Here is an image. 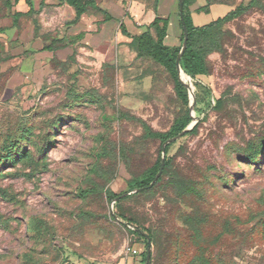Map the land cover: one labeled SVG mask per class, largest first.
Returning <instances> with one entry per match:
<instances>
[{"label": "rangeland", "instance_id": "374dc122", "mask_svg": "<svg viewBox=\"0 0 264 264\" xmlns=\"http://www.w3.org/2000/svg\"><path fill=\"white\" fill-rule=\"evenodd\" d=\"M204 1L224 5L196 13L197 25L250 0ZM220 31L208 74L186 75L194 110L127 39L107 57L83 49L44 64L37 85L9 90L0 72V264H117L142 252L112 208L152 232L151 264H264V0ZM169 34L178 46L180 26ZM188 113L196 131L169 143L162 180L137 191L162 157L147 131ZM108 190L124 195L111 202Z\"/></svg>", "mask_w": 264, "mask_h": 264}, {"label": "crops", "instance_id": "0c3cea01", "mask_svg": "<svg viewBox=\"0 0 264 264\" xmlns=\"http://www.w3.org/2000/svg\"><path fill=\"white\" fill-rule=\"evenodd\" d=\"M93 1L100 10L89 6L75 21L76 9L62 0H31V12L27 0H0V72L8 71L7 89L32 82L37 85L33 77L40 74L44 64L51 67L61 57H70L79 50H90L92 53H102L103 50L107 57L112 54L113 48L118 53V44L124 39H127V47L132 49L129 45L131 38L121 31L122 24L135 35L147 30L156 17L166 18L169 22L165 43L176 45L170 42L172 34L169 33H175L180 26V0ZM205 4L204 0H196L190 5L196 25L195 14L201 13L196 9ZM225 9L230 11L232 8ZM225 9L217 14L225 12ZM16 12H21V15L14 25ZM151 33L155 36L154 28H151ZM52 42L57 44L50 46ZM134 53L137 57L136 50ZM146 59L155 63L150 58ZM137 248L138 245L133 254L121 257L117 264H147L143 261L141 250L137 254Z\"/></svg>", "mask_w": 264, "mask_h": 264}, {"label": "trees", "instance_id": "16d2710c", "mask_svg": "<svg viewBox=\"0 0 264 264\" xmlns=\"http://www.w3.org/2000/svg\"><path fill=\"white\" fill-rule=\"evenodd\" d=\"M62 1L70 4L76 9L77 17L75 21H77V19L87 11L89 6H94L98 10H100V8L96 6L93 0H62ZM195 1L196 0H184L183 19L181 18L180 21V28H181V35L179 37L180 43L178 46H169L165 43V38L167 37V31H168V22H169L168 19L166 18L156 17L155 20L148 26L147 30H145L140 34H135V35L131 34L127 30L124 24L121 25V31L129 38H131L129 45L131 46V48L136 50L137 57L150 58L156 64L163 67L173 79L177 95L185 104H188L189 95L185 88V84L182 80V77L187 82L188 80L184 75L182 76L180 75L176 64L177 55L180 51L184 39V26H186L188 30V43L186 50L181 59V65L183 67L185 75H188L193 79H197V77L200 75L208 74L207 57L209 54L219 49L220 45L218 41L220 39L219 34L221 33L220 31L221 27L226 23L231 22L236 18H239L240 16L245 14L250 8L255 6L258 0H250L249 3L247 4L241 3L238 6L232 8L224 15L219 16L216 19L212 20L211 22L203 25H196L193 21L190 5L193 4ZM27 2L30 5L29 12H31L32 9L31 0H27ZM214 4H223V3H214ZM211 5H213V3L209 4L208 2H206L204 6L197 8L196 12L204 11L205 13H209ZM20 15L21 12H16L14 14V25L16 24L17 19ZM151 28L155 29V36L151 33ZM56 44L57 42H52L50 46L51 45L54 46ZM208 91L210 92L209 88ZM217 103L221 104V99H218ZM192 121H193V117L188 113L186 116L177 118L168 131L156 132V131L148 130L146 133V137L157 138L160 140L161 145H163V143L166 142L168 139L182 132ZM196 128L197 125H195L191 130L187 131L185 134L194 133L196 131ZM259 146L260 145H258V147ZM168 147L169 144H167L166 146V151ZM253 156L254 154H249L246 157L248 159H251ZM161 160L162 157L160 154V157L158 158L156 164H154V166L151 167L146 173V176L150 178V180H152L160 170ZM169 164H170L169 160L166 159L165 168L169 166ZM161 180H162V175L160 176V178L156 183L160 182ZM149 184L150 181L148 180L143 182H140L138 180H133L132 186L136 189L138 187H142L145 185L146 187H148ZM96 191L97 189L80 190V194L86 197L92 193H95ZM106 194L108 200L111 202L117 196L124 195L123 192L115 193L111 190L106 191ZM117 216L119 219L123 221V223H127L128 225L135 227V229L130 230L131 233L142 236L144 238L145 247L144 250L142 251V255H143V261L146 262L148 243L146 237L140 234L138 232V229H141L147 234H149L151 239H152V232L149 229L145 228L144 226H141L138 223L134 222L130 218L125 217L124 215L117 214Z\"/></svg>", "mask_w": 264, "mask_h": 264}, {"label": "water", "instance_id": "95a60500", "mask_svg": "<svg viewBox=\"0 0 264 264\" xmlns=\"http://www.w3.org/2000/svg\"><path fill=\"white\" fill-rule=\"evenodd\" d=\"M183 5H184V0H180V13H181V18L182 19H183ZM187 43H188V30H187V27L184 26V39H183V42H182V45H181V48H180V51H179V53L177 55V60H176L177 68H178V71H179V73H180L181 76L184 73L183 67L181 65V59H182V56H183V54H184V52L186 50ZM182 80H183L185 86H187V88H188V94H189V98H190V108H191V110H194L196 98L194 96V93H193V90H192V86H191V84L189 82H187L186 80H184L183 77H182ZM191 115L193 117V121L181 133H179L178 135H176V136L168 139L166 142L163 143V145H162L161 167H160V170L158 171L157 175L155 176V179L148 185V188L154 186V184L158 181V179L160 178V176L163 173V170H164L165 164H166L165 152H166V146H167V144H169L173 140H176L177 138H179L182 134L186 133L187 131L191 130L197 124V122L199 121L200 116L193 115L192 113H191ZM142 189L143 188H138L137 191H141ZM121 197H123V195L117 196L113 200V202L118 201ZM111 212L115 216V218H117L119 220V222H122L123 223V221L118 218V216L114 212L113 208L111 209ZM124 224L125 225H128L127 223H124ZM128 226L131 227V225H128ZM134 229H135V227H134ZM138 232L140 234L144 235L146 237V239H147L148 246H147V258H146V262H147V264H151V258H152V239H151L150 235L147 234L146 232H144L143 230L138 229Z\"/></svg>", "mask_w": 264, "mask_h": 264}, {"label": "bare ground", "instance_id": "6f19581e", "mask_svg": "<svg viewBox=\"0 0 264 264\" xmlns=\"http://www.w3.org/2000/svg\"><path fill=\"white\" fill-rule=\"evenodd\" d=\"M183 75L186 77V75L183 73Z\"/></svg>", "mask_w": 264, "mask_h": 264}]
</instances>
